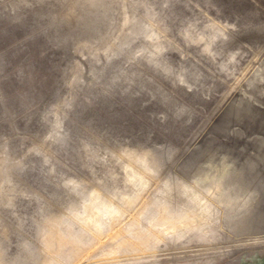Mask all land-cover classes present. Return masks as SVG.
<instances>
[{
  "label": "rangeland",
  "instance_id": "obj_1",
  "mask_svg": "<svg viewBox=\"0 0 264 264\" xmlns=\"http://www.w3.org/2000/svg\"><path fill=\"white\" fill-rule=\"evenodd\" d=\"M0 264H264V0H0Z\"/></svg>",
  "mask_w": 264,
  "mask_h": 264
}]
</instances>
